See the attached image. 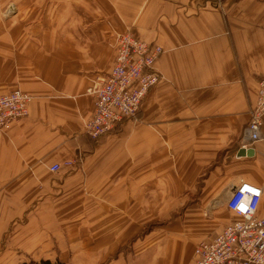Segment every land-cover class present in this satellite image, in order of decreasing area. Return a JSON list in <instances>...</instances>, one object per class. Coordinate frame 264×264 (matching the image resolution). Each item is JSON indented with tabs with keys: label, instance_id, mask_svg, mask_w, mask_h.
Masks as SVG:
<instances>
[{
	"label": "crops",
	"instance_id": "crops-1",
	"mask_svg": "<svg viewBox=\"0 0 264 264\" xmlns=\"http://www.w3.org/2000/svg\"><path fill=\"white\" fill-rule=\"evenodd\" d=\"M64 5L70 12L63 18L43 21L37 8L26 18L18 3L15 13H0V94L18 88L32 97L28 115L0 130V264H88L93 230L103 260L105 246H113L116 257L107 264H192L195 245L237 219L222 204L230 186L260 187L264 213V119L254 156L237 157L264 79V0ZM127 30L162 48L155 63L162 79L136 121L95 141L85 134L93 110L87 90L108 73L115 34ZM66 161L75 165L49 171ZM198 181L196 198L185 205ZM170 188L182 197L171 206H184L182 216L158 236L137 237L146 220H122L121 213H147L148 200L122 208V197L159 190L164 197Z\"/></svg>",
	"mask_w": 264,
	"mask_h": 264
},
{
	"label": "built area",
	"instance_id": "built-area-1",
	"mask_svg": "<svg viewBox=\"0 0 264 264\" xmlns=\"http://www.w3.org/2000/svg\"><path fill=\"white\" fill-rule=\"evenodd\" d=\"M215 1L219 4L220 0ZM161 53L160 46L141 41L128 30L115 34L111 68L87 90L93 97V110L85 125V134L90 139L97 141L119 131L125 122L137 120L143 101L162 79L155 68ZM31 100L28 93L18 88L0 94V130L26 117ZM263 119L264 79L249 110L239 150L253 149L262 139ZM74 165L75 161H66L52 165L49 171L58 174ZM262 196V189L248 182L230 186L222 204L237 219L198 242L192 264H264V213L258 212Z\"/></svg>",
	"mask_w": 264,
	"mask_h": 264
},
{
	"label": "rangeland",
	"instance_id": "rangeland-1",
	"mask_svg": "<svg viewBox=\"0 0 264 264\" xmlns=\"http://www.w3.org/2000/svg\"><path fill=\"white\" fill-rule=\"evenodd\" d=\"M61 2V3H60ZM18 3V12L23 13V14H28L26 16L30 17L31 16V12L33 11V8H37L36 9V13H41L42 15V21L44 18H49L50 15H58L59 17L63 18L64 15L66 14L65 12H70V8L68 7V10L65 9V5H64V0H56V1H51V0H0V13L2 14H12L15 13L16 10V5ZM56 3V5H55ZM9 7V8H8ZM31 13V14H29ZM47 21H45L44 23H46ZM61 23V22H60ZM33 24V21L29 20L25 22L24 27L25 28H31ZM63 26V25H62ZM9 92V91H8ZM146 151V158L148 160V150ZM129 182H126V186H128ZM150 182H148V185ZM171 183V182H169ZM185 188H187L190 184V182H185ZM201 181L196 182L195 183V187L192 189V193L188 192V191H184L185 192V196H184V202L185 205L190 204V201L195 199L196 197H194L193 194H196V192L198 191L199 186L201 185ZM162 190H159L156 195L152 194L148 197H130V196H123L122 197V208L125 205V208H127V206L129 205V203L131 201H136V205L142 204L144 203L143 201L145 199L148 200V212L147 213H138V212H130L128 210V212H122V220H135L137 219L138 222H144L146 220V225L142 226L141 229V233H139L137 235V237H139L140 235H143L145 233L148 234V236H153L156 235L158 236V234L160 235L161 232L163 231H167L166 229L168 228H172V222L179 220V218L182 216V209L184 206H179V210L178 211H172L171 206L172 205H176L181 203V198L182 197H177L176 195H174V191H172V188H170V193L167 195H165L164 197H159V193H162ZM168 196V197H167ZM179 200V201H178ZM134 203V202H133ZM167 203V204H166ZM166 204V206H165ZM165 208H170V210H166ZM156 209H163V210H156ZM79 211V209H78ZM210 214H204V218H208ZM65 220V215L63 213L58 214V218L57 221L60 223H63ZM59 225V224H58ZM171 226V227H170ZM57 232L60 236H63V238L65 239V241L67 240L68 242H70L71 240L68 239V236L70 232V230H66L64 225H60L57 228ZM93 232V234L91 233ZM106 232H112L111 230H105L103 231V233ZM143 233V234H142ZM90 236L87 239L88 240V245H89V251H88V264H107V263H111L112 259L116 257V255H112L111 256V248L113 246L111 245H107L105 246L104 250V258L106 256V258L103 260L102 257V253L96 251L95 249L98 247H101L100 244H98V238H96V230L90 231ZM73 236L75 237V231L73 233ZM101 240V239H100ZM108 250V251H106ZM126 251V249L124 250ZM110 254V255H109ZM102 257V258H101ZM37 262V261H35ZM85 262V261H84ZM76 264H82V261H77Z\"/></svg>",
	"mask_w": 264,
	"mask_h": 264
},
{
	"label": "water",
	"instance_id": "water-1",
	"mask_svg": "<svg viewBox=\"0 0 264 264\" xmlns=\"http://www.w3.org/2000/svg\"><path fill=\"white\" fill-rule=\"evenodd\" d=\"M254 156V150L253 149H248V150H238L237 152V157H253Z\"/></svg>",
	"mask_w": 264,
	"mask_h": 264
},
{
	"label": "trees",
	"instance_id": "trees-1",
	"mask_svg": "<svg viewBox=\"0 0 264 264\" xmlns=\"http://www.w3.org/2000/svg\"><path fill=\"white\" fill-rule=\"evenodd\" d=\"M22 264H63L61 262H56V263H52L51 261H48V260H39L37 262L35 261H29V262H25V263H22Z\"/></svg>",
	"mask_w": 264,
	"mask_h": 264
}]
</instances>
